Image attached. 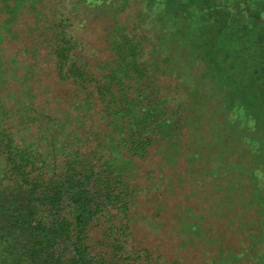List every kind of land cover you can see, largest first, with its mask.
<instances>
[{"label":"trees","instance_id":"obj_1","mask_svg":"<svg viewBox=\"0 0 264 264\" xmlns=\"http://www.w3.org/2000/svg\"><path fill=\"white\" fill-rule=\"evenodd\" d=\"M91 29L101 57L85 50ZM6 41L43 50L75 98L49 114L32 70L6 86L0 51V264H190L138 226L158 229L182 186L194 202L173 219L203 238L200 264H264V0H0ZM154 146L156 170L185 163L179 183L136 180ZM240 207L259 231L224 254L196 211L225 209L215 220L234 228Z\"/></svg>","mask_w":264,"mask_h":264},{"label":"rangeland","instance_id":"obj_2","mask_svg":"<svg viewBox=\"0 0 264 264\" xmlns=\"http://www.w3.org/2000/svg\"><path fill=\"white\" fill-rule=\"evenodd\" d=\"M21 22L24 23L26 22V20L22 19ZM77 32L78 31H74V33ZM96 35L98 34L95 31L93 32V29L84 33L83 39L87 44L85 50L89 54L100 56L99 53L102 50V45L100 40L96 38ZM24 48V44H20L14 41H6V43L1 46L0 51L3 57L2 69L4 71L3 80H6V86H17L20 78L25 75V71L32 70L34 73V77H36L37 79H35L36 84L32 83L34 92L37 95H41V92H43V95H41L43 96V98H47L48 100L54 99L50 104L49 114H51V111L55 109L64 111L65 108L68 107V104L74 101L73 99L75 98V95L72 87L64 86L63 84L61 86H57V80L52 68L53 64L48 58L45 57V53L43 50H39L38 56L31 58L27 54H24ZM104 55L105 52L103 51V58ZM70 110L72 112V115H74L75 113L73 112V110ZM85 122L86 126H90V121L85 120ZM13 127H15L13 128V132H15L17 129V135L21 137L24 133L21 128L16 127V124H14ZM161 150V147L154 146L153 150L149 152L151 155L150 158L147 159L143 163V165L141 164L138 167H135L133 173L138 175V177L136 178L138 182L144 183V176L147 174V171H154L156 172V176L153 182L165 184L166 182L173 181L175 183H179V181L175 179V176L179 175V171L182 173V171L186 169L185 163H181L180 167L177 168V171L174 174V169H171L170 167H164L156 170V160L159 161L158 157L161 153ZM157 188H159L161 191L164 190V187L161 186ZM182 188V194H180L178 198L171 199L170 205L168 207L165 206L164 209L160 212L161 217L159 218V220L155 219V223L159 224L158 229H152L145 221H140L138 226L143 233L149 234L148 236H146V240L151 243L150 246H152L153 244V246H155L154 248H156V251H159V254L166 257L167 260L174 259L183 262L186 261L190 264H200L202 262V259L206 258V249L205 247H202L203 238L195 239V237H193L192 235L185 233L180 226L181 222L179 224L176 220L173 219L177 208L181 205H184L188 199L185 197V194L188 192L189 186H182ZM243 195H245V193H243ZM189 199L188 202H194L193 198ZM191 203H189L188 205H192ZM156 206H144L140 208V214L142 216L148 217V221H151L154 218L153 212L156 210ZM224 211L225 209H221L218 211L213 210V212H215V217L213 216V214H209V212L200 209L196 212L200 214H206V221H204L203 227L206 230L208 236L211 237L221 234L224 235V238H222L220 244L223 247L224 254L229 250L238 252L243 248L246 249L250 245L251 240L245 239L246 237L244 235V230L246 229V231H249L250 226H252L256 222L254 219L257 210L254 209V207H247L246 209L242 207L238 208V215L234 228L226 226V217L224 219V222L221 220H215L217 219L216 214L220 215ZM238 217L240 218L238 219ZM249 222H253V224L250 225ZM252 228L253 231L251 229V232L253 234L259 231V228L256 224L253 225ZM251 239H254V236ZM259 248H261V245H259ZM256 251H259V249H257ZM251 257H253V253ZM247 260L248 259H245V262L243 264H253V262L249 263Z\"/></svg>","mask_w":264,"mask_h":264}]
</instances>
